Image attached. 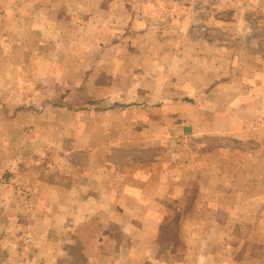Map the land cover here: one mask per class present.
I'll return each instance as SVG.
<instances>
[{"label":"crops","instance_id":"1","mask_svg":"<svg viewBox=\"0 0 264 264\" xmlns=\"http://www.w3.org/2000/svg\"><path fill=\"white\" fill-rule=\"evenodd\" d=\"M146 1L0 0V264H264V0Z\"/></svg>","mask_w":264,"mask_h":264},{"label":"rangeland","instance_id":"2","mask_svg":"<svg viewBox=\"0 0 264 264\" xmlns=\"http://www.w3.org/2000/svg\"><path fill=\"white\" fill-rule=\"evenodd\" d=\"M146 2V0H143V4H145ZM171 2L176 3L177 6L181 8L179 12H182V14L186 15L184 17L187 21H189H186V26L183 28L181 27V30L179 29V27H177L178 32L184 31V34H186V36L190 38L194 35L204 37L203 40L208 41H204L203 44L208 45L209 41H211L212 45L209 46H212L215 50H217L219 52L220 57H223V54L225 53L230 56V0H171ZM196 12H198V17L195 23L196 25H193L191 24L192 17H190L189 15L195 14ZM225 57L226 54L224 58ZM107 237H109V235H107ZM17 242L18 244H21L22 236L17 239ZM171 242L172 239L169 241V243ZM18 244H16V248H18ZM101 244H103L101 245L103 246L101 250H90L87 252L85 251L84 253H73V248H70L69 250L64 248L63 255L64 258H66L67 256L68 259L66 260L73 264H99V259H103L104 255H106L107 260H109L107 261L108 264H115L116 262L117 264H120V262L124 263L125 258H127L129 255V252H123L124 259L120 261L113 257L117 254L116 251L113 252V243ZM122 245L128 246L126 244ZM50 250V243H43L38 247V249H35L34 251L31 249L29 251V253H31H26V255H28L29 262L31 264H35L36 261H38L40 258L38 256L32 258V255H37L40 252H44L45 256H43V258L45 260L50 258L51 260ZM21 255L22 252L15 254V258L18 259L19 257H21Z\"/></svg>","mask_w":264,"mask_h":264}]
</instances>
